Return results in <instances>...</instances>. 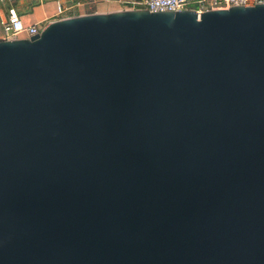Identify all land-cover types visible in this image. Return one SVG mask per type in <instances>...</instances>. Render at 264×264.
Segmentation results:
<instances>
[{
	"label": "water",
	"instance_id": "obj_1",
	"mask_svg": "<svg viewBox=\"0 0 264 264\" xmlns=\"http://www.w3.org/2000/svg\"><path fill=\"white\" fill-rule=\"evenodd\" d=\"M0 264H264V4L0 41Z\"/></svg>",
	"mask_w": 264,
	"mask_h": 264
},
{
	"label": "built area",
	"instance_id": "obj_2",
	"mask_svg": "<svg viewBox=\"0 0 264 264\" xmlns=\"http://www.w3.org/2000/svg\"><path fill=\"white\" fill-rule=\"evenodd\" d=\"M17 0H0L2 4H7L6 11L0 10V27L2 34L0 41H14L19 39H30L33 36L41 34L45 26L41 23L26 24L20 16L15 2ZM113 2L119 5V10H140L145 9L150 12H177L184 10H195L198 14L214 10H226L233 6H255L264 4V0H103ZM100 0H86L85 14L104 13L99 12L97 5ZM195 7H191V4ZM11 4V5H9ZM80 5L63 7L58 6L57 17L60 20L73 16H79L76 10ZM75 14V15H74Z\"/></svg>",
	"mask_w": 264,
	"mask_h": 264
},
{
	"label": "crops",
	"instance_id": "obj_3",
	"mask_svg": "<svg viewBox=\"0 0 264 264\" xmlns=\"http://www.w3.org/2000/svg\"><path fill=\"white\" fill-rule=\"evenodd\" d=\"M14 5L26 24L41 23L44 26L60 20V17H57L58 6L69 7L80 5L75 13L77 15H83L86 11V0H17ZM6 7L7 4H2L0 2V10L3 9L6 11ZM191 7L194 8L195 4H191ZM119 8L118 4L105 2L103 0H100L97 5L99 12L116 11L119 10ZM1 34L2 28L0 27V35Z\"/></svg>",
	"mask_w": 264,
	"mask_h": 264
},
{
	"label": "rangeland",
	"instance_id": "obj_4",
	"mask_svg": "<svg viewBox=\"0 0 264 264\" xmlns=\"http://www.w3.org/2000/svg\"><path fill=\"white\" fill-rule=\"evenodd\" d=\"M87 10H88V9L86 8V11H87ZM86 11H85V12H86Z\"/></svg>",
	"mask_w": 264,
	"mask_h": 264
},
{
	"label": "bare ground",
	"instance_id": "obj_5",
	"mask_svg": "<svg viewBox=\"0 0 264 264\" xmlns=\"http://www.w3.org/2000/svg\"><path fill=\"white\" fill-rule=\"evenodd\" d=\"M48 9V8H47ZM44 12H45V10H44Z\"/></svg>",
	"mask_w": 264,
	"mask_h": 264
}]
</instances>
